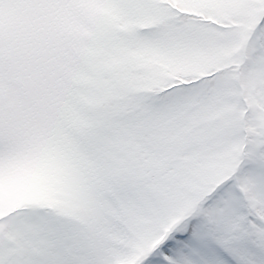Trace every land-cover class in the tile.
<instances>
[{"label":"snow or ice","instance_id":"1","mask_svg":"<svg viewBox=\"0 0 264 264\" xmlns=\"http://www.w3.org/2000/svg\"><path fill=\"white\" fill-rule=\"evenodd\" d=\"M0 264H264V0H0Z\"/></svg>","mask_w":264,"mask_h":264}]
</instances>
